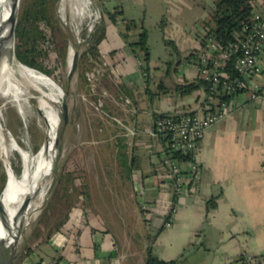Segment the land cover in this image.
I'll use <instances>...</instances> for the list:
<instances>
[{
	"label": "crops",
	"instance_id": "1",
	"mask_svg": "<svg viewBox=\"0 0 264 264\" xmlns=\"http://www.w3.org/2000/svg\"><path fill=\"white\" fill-rule=\"evenodd\" d=\"M217 1L100 0L105 23L97 57L105 75L98 79L94 97L124 126L114 142L132 155V193L146 198L157 226L151 229L153 220L149 221L151 234L138 251L130 234L118 235L100 217L107 230L99 242L92 236L82 261L77 259L82 246L69 243L59 232L38 247L29 264H136V252L141 256L138 263L145 264L151 243L160 259H181L184 264H243L247 256L264 257V76L259 97L240 92L231 99L228 118L206 132L196 160L202 175L199 191L185 188L171 216V227L166 226L173 199L172 178L163 161L166 142L148 133L156 115L200 111L203 89L184 95L180 86L198 80L195 63L188 56L200 51L206 35L204 21L213 14ZM255 8L256 13L263 11L264 0H255ZM117 11L122 16L115 25L108 15ZM122 17L136 24L127 39L121 35L125 31ZM144 29L151 53L148 77L141 75L140 58L130 46ZM171 51L179 53L174 60H168ZM155 52L166 56L155 60ZM134 95L139 96L132 101ZM143 148L146 160L136 169L134 156ZM180 167L187 178L190 163L181 162ZM213 197L217 206L207 212V202ZM74 230L72 226L70 232ZM84 231L99 232L84 225L76 230L79 235Z\"/></svg>",
	"mask_w": 264,
	"mask_h": 264
},
{
	"label": "rangeland",
	"instance_id": "2",
	"mask_svg": "<svg viewBox=\"0 0 264 264\" xmlns=\"http://www.w3.org/2000/svg\"><path fill=\"white\" fill-rule=\"evenodd\" d=\"M49 1L54 21L57 23L53 21L54 25L58 27L53 30L54 37L51 38L53 32L49 26L43 24L44 28H47V36L54 40L45 45V51L48 49L47 52L50 54L49 64H54V59L60 56L61 47L65 48V58L64 60L60 58L63 63L59 64L58 72L61 73L60 77L65 86L69 84L71 87V96L65 95L64 98L70 106L71 116L67 126H64L62 119L56 134L59 140L55 149L56 136L53 141H47L46 122L37 107V100L31 99L24 91H20V88L18 94L20 97L18 102H15L17 98L8 95L7 92L12 81L0 88L2 121L0 145L5 142L9 149L8 157L3 158L0 154V197L3 195L10 173L13 172L17 180H21L26 169L24 157L14 149L15 146L19 145L31 158L38 154L45 144H49L54 152L52 174L45 182L44 194L26 219L19 244L13 249L14 262L29 264L38 247L42 246L47 238L59 232L65 234L69 243L75 241L82 246L83 250L80 249L77 256V259L82 261L86 246L93 239L92 236L94 242H99L107 230L100 217L108 220L110 227L118 235L130 234L138 251H141L151 230L148 229L149 225L145 222L138 202L145 205L146 218L153 220L151 229L157 226L156 217L146 203V198L142 194L132 193V181L129 178L132 155L125 147L114 142L117 135L124 131V126L114 121V113H110L106 105L101 106L93 91L98 79L105 75V71L101 69L103 65L100 59L92 53L89 54V50L97 46L105 21L101 16L98 22L93 23L94 16L91 15L94 9L103 12V7L100 0ZM25 6L26 0H20L17 24ZM92 26L93 30L90 32ZM12 41L11 54L13 61L17 63L20 61L14 52L16 39L14 42L12 38ZM71 51L74 52V56L79 53V63L76 74L69 80L74 59L70 58ZM169 55L168 60H174L178 56L173 51ZM153 56L157 60L166 54L155 52ZM62 89L66 92L64 88ZM138 96H131V100H137ZM121 121L126 125L124 120ZM144 152L145 148L136 151L134 156L136 169L146 160ZM30 203V200H24L15 210ZM13 210L11 207L2 206L0 212L5 221L6 212L10 213ZM82 225L96 228L103 233L95 232L89 235L84 231L79 235L76 230ZM72 226L75 230L70 232ZM107 235L110 240L111 234ZM135 255V262L139 264L141 256L137 252Z\"/></svg>",
	"mask_w": 264,
	"mask_h": 264
},
{
	"label": "built area",
	"instance_id": "3",
	"mask_svg": "<svg viewBox=\"0 0 264 264\" xmlns=\"http://www.w3.org/2000/svg\"><path fill=\"white\" fill-rule=\"evenodd\" d=\"M94 10L91 15L94 16L93 23L101 18V11ZM243 32L245 37L235 42L220 44L208 38L202 43L197 53L198 63L195 64L197 78L205 84L200 111L159 115L148 131L152 137H161L166 142L163 161L172 178L173 198L178 199L186 187L194 193L199 191L202 175L196 160L200 145L208 129L228 118L232 105L231 100L225 97H235L244 91H250L253 98L261 95L260 79L264 76V10L253 16L251 22L244 26ZM138 65L141 75L146 77L145 63L139 60ZM177 153L190 158L187 178L180 162L174 158ZM187 179L188 182H185ZM171 225L170 217L166 226ZM243 264H264V257L247 256Z\"/></svg>",
	"mask_w": 264,
	"mask_h": 264
},
{
	"label": "bare ground",
	"instance_id": "4",
	"mask_svg": "<svg viewBox=\"0 0 264 264\" xmlns=\"http://www.w3.org/2000/svg\"><path fill=\"white\" fill-rule=\"evenodd\" d=\"M13 2L14 0H0V38L7 37L5 45L0 50V88L12 81L7 92L8 95L17 98L15 102H18L20 91H24L31 99L35 98L37 107L46 122L48 140L53 141L61 126L62 105L66 92L47 75L29 68L21 62L13 61L11 54L13 37L10 35L12 22L9 20ZM73 57L75 58L74 52L71 51L70 58ZM1 122L0 111V126ZM5 145V142L0 145V154L3 158L9 156V149ZM49 146V144H45L33 158L19 145L14 147L23 155L26 169L21 180H17V176L13 172L10 173L3 195L0 197V211H2V206L14 209L10 213L6 212L7 221L0 212V264H8L13 257V249L19 244L26 219L45 192V182L52 174L54 159V152ZM24 200H30V205L16 211L15 209Z\"/></svg>",
	"mask_w": 264,
	"mask_h": 264
},
{
	"label": "trees",
	"instance_id": "5",
	"mask_svg": "<svg viewBox=\"0 0 264 264\" xmlns=\"http://www.w3.org/2000/svg\"><path fill=\"white\" fill-rule=\"evenodd\" d=\"M49 0H26V6L20 16L19 22L15 29V56L22 64L25 66L35 69L54 80L61 88L66 90V86L60 77L58 72L59 64L62 65L63 61L60 60L65 58V48L61 47L59 51V58L54 59V64H49L50 54L45 51V45L50 44V39L46 34V29L43 24L49 26L53 32L54 29L58 27L54 25V14L53 9L49 5ZM256 14L255 0H218L215 5V10L210 18L204 21V28L206 35L202 38V43L204 44L208 38H212L214 41L220 44H227L231 42L238 41L245 37L243 32L244 26L251 22L253 16ZM109 19L115 25H118L117 17L122 16L121 11L115 12V14H109ZM54 21V22H53ZM125 25V31L121 32L123 38L127 39L128 34L135 26L134 21H127L122 17ZM57 24V23H56ZM99 41V39H98ZM97 41V42H98ZM130 46L133 48V52L145 63L144 71L146 72V77L149 76V63L151 60V53L148 47V33L144 29L139 40L136 43H131ZM89 54L92 53L96 56H100L97 46L89 50ZM177 51V50H176ZM175 54H179L175 52ZM58 59V60H57ZM188 59L197 64V53H192L188 56ZM57 62V63H56ZM232 68V64L231 67ZM232 71V69H231ZM180 86L182 94H190L199 89H205V84L202 80L198 79L191 83H185ZM233 98L226 96L225 99L230 101ZM162 116V115H161ZM159 115H156L157 119ZM174 158L180 163L190 160L189 157L182 154H175ZM217 197L211 198L207 202V212L216 208ZM177 197L172 200V205L170 208L169 216L166 217V221L173 215L175 210V205L177 203ZM141 211L145 218V222L149 225L150 219L146 218V212L143 209V205H140ZM146 264H184L181 259L176 260H163L157 257L152 248V243L148 247Z\"/></svg>",
	"mask_w": 264,
	"mask_h": 264
},
{
	"label": "water",
	"instance_id": "6",
	"mask_svg": "<svg viewBox=\"0 0 264 264\" xmlns=\"http://www.w3.org/2000/svg\"><path fill=\"white\" fill-rule=\"evenodd\" d=\"M19 4H20V0H14L13 7H12V10H11V13H10V16H9V20L12 22V30H11V34L10 35L13 37L14 42H15V29H16V25H17V15H18V11H19ZM101 16H102V18H104L103 12H101ZM6 40H7V37L3 38V36H2L0 38V50L5 45ZM78 63H79V53H77L75 55L74 61H73L72 65H71V71H70V75H69V80H71L73 78V76L76 74L77 69H78ZM65 91H66V96L70 97L71 96V87H70L69 84L66 85V90ZM70 116H71L70 106H69V104H68V102L66 100V101H64V103L62 105V119H63V122H64V126H67L69 124ZM58 140H59V136H56L55 142H54L55 149H56V147L58 145ZM47 141H48V136H47ZM54 183H55V179H54ZM52 188H53V186H51V189ZM8 264H15L13 257L8 262Z\"/></svg>",
	"mask_w": 264,
	"mask_h": 264
}]
</instances>
